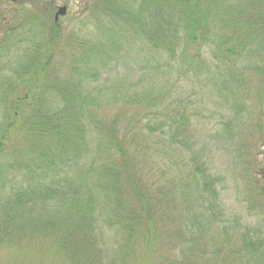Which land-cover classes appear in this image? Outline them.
Returning a JSON list of instances; mask_svg holds the SVG:
<instances>
[{
  "label": "trees",
  "instance_id": "obj_1",
  "mask_svg": "<svg viewBox=\"0 0 264 264\" xmlns=\"http://www.w3.org/2000/svg\"><path fill=\"white\" fill-rule=\"evenodd\" d=\"M90 5L98 38L56 59L60 25L0 10V247L38 243L56 264H264V228L228 215L205 162L179 161L186 98L154 83L215 73L263 98L264 0ZM139 51L150 86L95 85Z\"/></svg>",
  "mask_w": 264,
  "mask_h": 264
},
{
  "label": "rangeland",
  "instance_id": "obj_2",
  "mask_svg": "<svg viewBox=\"0 0 264 264\" xmlns=\"http://www.w3.org/2000/svg\"><path fill=\"white\" fill-rule=\"evenodd\" d=\"M61 7H66L67 11L57 22L62 28V38L58 40L55 59L61 56L62 51L68 54L72 45L85 46L88 40L86 35H90L91 30L96 31L90 24V0H0L1 16H6L5 22L11 20L13 15L17 19H25L30 14L42 19L43 23L49 21L50 24L51 20L55 23V13ZM93 37L94 41L98 38L94 34ZM142 47L139 46L143 50ZM139 53L129 52L125 59L113 63L109 69L101 72L100 82L95 85L103 86L104 90L107 87L126 86L134 91L150 86L151 72L147 64L137 66L138 61L142 63L150 57L147 52ZM140 72H145L142 82ZM211 74L213 76L204 73L199 79L188 75L178 81L175 72L162 69L155 78L154 83L159 86L157 91L169 89L176 95L174 98H186L189 106L187 110L192 125L189 133L186 132V148L178 150L179 161L194 157L196 163L205 162L208 174L216 179L219 199L228 215L238 216L251 226L264 228V97L257 95V84L253 85L256 87L251 93L234 83L222 89L220 77ZM176 83L181 86L175 87ZM183 137L182 134L179 136L180 141ZM162 172L166 178L174 180L176 176H186L188 170L173 172L171 167H164ZM15 184L14 192L18 189ZM12 191L11 188L6 194ZM41 252V244L38 243H26L12 248L2 246L0 264H56L51 263V258L43 260ZM60 263L61 260L57 262Z\"/></svg>",
  "mask_w": 264,
  "mask_h": 264
},
{
  "label": "water",
  "instance_id": "obj_3",
  "mask_svg": "<svg viewBox=\"0 0 264 264\" xmlns=\"http://www.w3.org/2000/svg\"><path fill=\"white\" fill-rule=\"evenodd\" d=\"M67 8L61 7L58 9L56 15H55V22L57 23L61 17H64L66 15Z\"/></svg>",
  "mask_w": 264,
  "mask_h": 264
}]
</instances>
